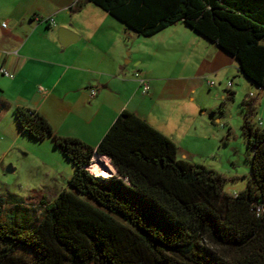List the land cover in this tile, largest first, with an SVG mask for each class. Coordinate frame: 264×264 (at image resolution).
I'll return each mask as SVG.
<instances>
[{
    "label": "trees",
    "instance_id": "trees-1",
    "mask_svg": "<svg viewBox=\"0 0 264 264\" xmlns=\"http://www.w3.org/2000/svg\"><path fill=\"white\" fill-rule=\"evenodd\" d=\"M87 1L143 37L182 22L234 56L240 74L264 89V0ZM15 119L31 139L50 137L73 174L70 190L37 199L38 217L37 204L27 203L33 198L0 201V264H264V212H257L264 207V127L248 115L250 175L235 194L220 174L179 158L171 138L132 112L122 111L96 147L55 134L28 108L16 107ZM95 153L116 173L96 177L89 169Z\"/></svg>",
    "mask_w": 264,
    "mask_h": 264
},
{
    "label": "crops",
    "instance_id": "crops-1",
    "mask_svg": "<svg viewBox=\"0 0 264 264\" xmlns=\"http://www.w3.org/2000/svg\"><path fill=\"white\" fill-rule=\"evenodd\" d=\"M60 27L77 40L62 47ZM0 69L10 74L0 71V123L14 118L17 134L23 131L15 109L25 107L55 134L96 147L129 111L171 138L181 158L192 155L187 145L208 134L204 115L216 111L217 99H228L240 74L234 56L182 22L143 37L87 0H0ZM136 73L147 81V94ZM40 142L59 162L52 139Z\"/></svg>",
    "mask_w": 264,
    "mask_h": 264
},
{
    "label": "rangeland",
    "instance_id": "rangeland-1",
    "mask_svg": "<svg viewBox=\"0 0 264 264\" xmlns=\"http://www.w3.org/2000/svg\"><path fill=\"white\" fill-rule=\"evenodd\" d=\"M130 64L133 65V61ZM239 76L237 73L232 79L234 99H217L216 111H207L204 115L210 123V131L187 145L192 152L190 157H179L220 174L225 180L224 190L229 194L242 191L250 175V153L243 134L246 115L251 122H261L260 127H264V89L258 92L257 87L246 84ZM224 93L229 95L228 91ZM250 101H253V108ZM15 125L11 117L0 123V201L7 200L9 195L33 198L27 203L37 204L35 216L38 217L42 210L37 202L39 197L50 202L62 190H70L68 181L73 166L60 150L59 162L47 157L42 142L31 139L24 132L17 134ZM12 128L15 132H9ZM101 161L116 173L107 158ZM9 167L14 170L8 172ZM9 207L11 205L7 204L6 208Z\"/></svg>",
    "mask_w": 264,
    "mask_h": 264
},
{
    "label": "water",
    "instance_id": "water-1",
    "mask_svg": "<svg viewBox=\"0 0 264 264\" xmlns=\"http://www.w3.org/2000/svg\"><path fill=\"white\" fill-rule=\"evenodd\" d=\"M78 36L76 33H74L72 30H70L68 27H60L58 29V40H59V43L61 44L62 47H65V46H68L69 44L75 42L77 40ZM264 42V40H263ZM95 157H97L99 159V161L101 162V158H103L102 156L98 155L97 153H95L94 155ZM99 162V165L106 169L107 171L110 172V174H114L113 173V170L110 169L109 167L107 166H102ZM112 166V165H111ZM113 167V166H112ZM113 169L115 170V168L113 167ZM8 172H11L12 170L10 168L7 169ZM116 172V170H115Z\"/></svg>",
    "mask_w": 264,
    "mask_h": 264
},
{
    "label": "built area",
    "instance_id": "built-area-1",
    "mask_svg": "<svg viewBox=\"0 0 264 264\" xmlns=\"http://www.w3.org/2000/svg\"><path fill=\"white\" fill-rule=\"evenodd\" d=\"M51 21H53L52 19H51ZM2 27L3 28H8V23L7 22H3L2 23ZM0 71L3 73V74H5V75H10L9 73H7L6 71H4L3 69H0ZM135 76L137 77V79L139 80V82H140V85H141V88H142V91H143V93L145 94V93H147L148 91H149V86H148V83H147V81L144 79V78H141V77H139L138 76V74L136 73L135 74ZM209 84L210 85H213V82H209ZM232 86V83L231 82H228V87H231ZM96 94V90H92L91 91V96H94ZM252 93H250V96L252 97ZM258 125H262V123L261 122H259L258 123ZM104 158V157H103ZM100 164L104 167V166H106V164L105 163H103V161H101L100 162ZM91 171V170H90ZM257 212L258 213H262V212H264V207H258L257 208Z\"/></svg>",
    "mask_w": 264,
    "mask_h": 264
},
{
    "label": "bare ground",
    "instance_id": "bare-ground-1",
    "mask_svg": "<svg viewBox=\"0 0 264 264\" xmlns=\"http://www.w3.org/2000/svg\"><path fill=\"white\" fill-rule=\"evenodd\" d=\"M103 160V158H101ZM99 159L97 157L94 156L93 161L91 163V165L89 166V169L91 170V172L96 176V177H100V178H107L109 177L111 174L109 171L105 170L104 168H102L99 165Z\"/></svg>",
    "mask_w": 264,
    "mask_h": 264
}]
</instances>
